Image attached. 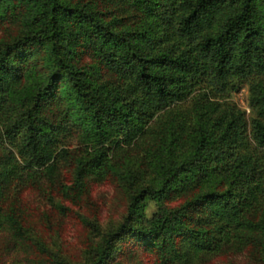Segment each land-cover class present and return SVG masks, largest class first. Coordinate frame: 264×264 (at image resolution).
<instances>
[{"label": "trees", "instance_id": "obj_1", "mask_svg": "<svg viewBox=\"0 0 264 264\" xmlns=\"http://www.w3.org/2000/svg\"><path fill=\"white\" fill-rule=\"evenodd\" d=\"M242 80L249 115L229 99ZM132 146L149 177L117 225L92 223L77 264H121L137 247L152 264L243 248L264 264V0H0V234L29 245L14 181L77 200Z\"/></svg>", "mask_w": 264, "mask_h": 264}, {"label": "rangeland", "instance_id": "obj_2", "mask_svg": "<svg viewBox=\"0 0 264 264\" xmlns=\"http://www.w3.org/2000/svg\"><path fill=\"white\" fill-rule=\"evenodd\" d=\"M247 86L248 80H242L238 89L230 91L229 99L249 115ZM61 145L73 155L78 154L80 143L77 136H67ZM115 162L117 169L92 182L88 192L77 200L61 190L59 185L50 184L45 179L36 184L25 178L14 181L10 193L21 208L29 245L12 247L6 234H0V264H39V259L44 256L53 257L57 264H77L86 259L98 239L92 223L95 222L99 229L117 225L125 213L130 191L149 177L139 146L118 152ZM74 166L75 160L71 157L59 161L58 177L62 183H71ZM179 201L181 197H176L165 201V204ZM157 206L158 203L151 200L145 208L146 214L149 215ZM154 257L153 251L137 247L130 253L118 255L116 261L121 264H152ZM194 264L260 263L249 255L247 248H243Z\"/></svg>", "mask_w": 264, "mask_h": 264}]
</instances>
